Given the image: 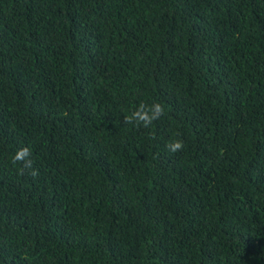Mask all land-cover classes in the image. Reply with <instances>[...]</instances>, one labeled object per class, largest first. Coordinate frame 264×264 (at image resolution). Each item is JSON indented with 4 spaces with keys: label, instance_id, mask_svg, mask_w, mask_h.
Returning <instances> with one entry per match:
<instances>
[{
    "label": "trees",
    "instance_id": "1",
    "mask_svg": "<svg viewBox=\"0 0 264 264\" xmlns=\"http://www.w3.org/2000/svg\"><path fill=\"white\" fill-rule=\"evenodd\" d=\"M0 264H264V0H0Z\"/></svg>",
    "mask_w": 264,
    "mask_h": 264
},
{
    "label": "clouds",
    "instance_id": "2",
    "mask_svg": "<svg viewBox=\"0 0 264 264\" xmlns=\"http://www.w3.org/2000/svg\"><path fill=\"white\" fill-rule=\"evenodd\" d=\"M164 114V106L161 103L156 102L149 105L141 102L130 115L124 118V121L125 124L132 125L135 128H150L153 126L154 122L159 120ZM165 147L169 152L175 153L183 150L184 143L180 139H175L170 141ZM30 156V149L28 147H23L15 152L12 157V163H22L28 168H31L32 161L29 159ZM30 174L35 177L39 173L38 170L33 169Z\"/></svg>",
    "mask_w": 264,
    "mask_h": 264
}]
</instances>
